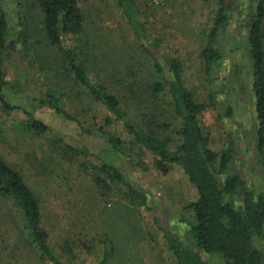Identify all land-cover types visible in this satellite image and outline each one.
<instances>
[{
    "label": "rangeland",
    "instance_id": "1",
    "mask_svg": "<svg viewBox=\"0 0 264 264\" xmlns=\"http://www.w3.org/2000/svg\"><path fill=\"white\" fill-rule=\"evenodd\" d=\"M77 1L84 16L82 31L64 37V45L90 68L94 82L111 87L134 127L177 141L178 121L167 92L151 95L147 88L159 78L148 54L159 57L165 68L168 58L178 60L184 86L196 102L210 104L199 117L209 147L219 153L233 141L239 150L229 168L240 178V187L226 200L240 209L245 191L264 193V170L252 140L256 123L248 34L255 0H224L227 23L213 44L220 58L208 70L202 52L218 1L134 0L146 33L160 43L157 49L150 48L149 39L141 48L116 0ZM2 5L8 21L7 50L0 60L7 83L3 91L16 108L10 113L0 108V156L38 197L55 256L62 264H99L105 244L112 243L111 264H175L165 236L174 235L192 247L189 229L195 218L189 204L197 199L182 168L175 165L167 175L160 174L155 155L134 141L123 122L114 117L105 122L111 114L73 85L61 52L42 32L32 0H3ZM48 94L61 97L60 104L75 120L38 108ZM29 114L49 128L44 135L26 130ZM63 145L89 154H64ZM101 162L118 168L127 185L145 197V205L124 184L100 186L95 176L108 181L98 170ZM202 257L209 264H224L215 255ZM0 264H50L1 196Z\"/></svg>",
    "mask_w": 264,
    "mask_h": 264
},
{
    "label": "trees",
    "instance_id": "2",
    "mask_svg": "<svg viewBox=\"0 0 264 264\" xmlns=\"http://www.w3.org/2000/svg\"><path fill=\"white\" fill-rule=\"evenodd\" d=\"M2 1L0 0V60L7 50L8 35V21ZM202 1L207 3L212 0ZM216 1L219 2V8L208 45L202 52L207 70L220 58L213 44L219 31L224 29L227 23L224 0ZM116 2L126 22L133 29L135 37L141 43V48H146L144 43L149 39L150 48L157 49L154 46H159L160 43L146 33L144 24L139 20V12L134 0H116ZM255 2L248 43L253 62L252 91L258 122L255 147L264 170V0H255ZM32 4L40 13L41 29L47 42L61 52L63 65L71 76L73 85L81 88L87 97L104 106L111 114L105 122L109 124L112 117L123 122L134 141L155 155L154 164L160 174L167 175L173 166L178 165L189 183L194 186L197 199L189 204L195 218V224L189 229V242L192 247L174 235L165 236L175 264H209L202 255L218 256L224 264H264V193L246 192L242 197L240 209L233 201L226 200V197L230 199L238 194L239 177L229 168L237 151L233 141H229L227 147L219 153L209 147V137L200 127L199 117L210 107V104L196 102L193 94L184 86L181 80L180 62L168 58L165 68L160 64L159 57L154 59L148 54L153 60V69L159 78L149 84L147 90L151 95L167 92L173 119L178 121L175 131L177 141L174 143L170 137L161 138L155 130L146 131L134 127L111 87L102 82H94L90 76L92 74L90 68L81 64L72 50L65 47L64 37L77 36L82 31L84 16L77 0H32ZM6 85L0 65V108L3 112L10 113L16 107L5 97L3 90ZM60 99L61 97L48 94L38 102V108L47 107L68 120H75L60 104ZM77 124L81 126L80 122ZM162 127L169 128V125L163 124ZM25 128L37 136L44 135L49 129L30 114ZM110 141L113 144L120 143L116 139ZM56 142L60 144L61 140ZM62 149L64 154L75 157H87L89 154L85 149H76L68 145H63ZM98 170L108 180L95 176L94 179L100 186L109 183L124 184L129 190V195L139 200L141 206L145 205V197L127 185L118 168L108 162H101ZM0 196L6 198L15 209L24 233L41 258L50 264H62L53 253L49 245V235L42 226L38 197L25 183L21 173L1 156ZM114 253L113 244L106 243L99 264H111Z\"/></svg>",
    "mask_w": 264,
    "mask_h": 264
},
{
    "label": "flooded vegetation",
    "instance_id": "3",
    "mask_svg": "<svg viewBox=\"0 0 264 264\" xmlns=\"http://www.w3.org/2000/svg\"><path fill=\"white\" fill-rule=\"evenodd\" d=\"M253 92V91H252ZM252 96H253V100H254V95L252 94ZM229 111L231 110V109H228ZM254 110H255V101H254ZM228 111V112H229ZM255 114V113H254ZM255 123H256V129H255V134H254V137H252V140H256V130H257V127H258V122H257V120H256V115H255ZM228 145V144H227ZM234 146H235V149H236V151H237V154H238V148H237V146L234 144ZM245 153V152H244ZM244 153H241L242 155H244ZM237 156V155H236ZM239 180H240V178H239ZM239 187H240V183H239ZM249 191H254V190H249ZM249 191H245L244 193H243V195L246 193V192H249Z\"/></svg>",
    "mask_w": 264,
    "mask_h": 264
}]
</instances>
